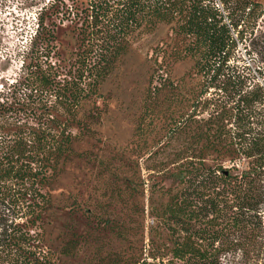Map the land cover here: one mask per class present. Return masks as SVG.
<instances>
[{
  "label": "trees",
  "instance_id": "trees-1",
  "mask_svg": "<svg viewBox=\"0 0 264 264\" xmlns=\"http://www.w3.org/2000/svg\"><path fill=\"white\" fill-rule=\"evenodd\" d=\"M53 14L71 23L79 43L69 77L40 60L57 54L56 22L45 24ZM160 23H173L183 41L176 59L191 58L199 77L185 96L190 110L174 130L190 133L191 141L178 148L175 169L167 172L178 188H166V201L151 205L152 230L165 239L151 236L149 256L128 264H225L229 257L264 264L259 0H53L41 9L30 49L36 63L24 61L15 84L26 89L19 99L40 97L39 118L25 122L9 114L15 90L0 92V264H53L38 231L51 202L43 188L60 162L76 154L70 127L79 121L77 109L135 35Z\"/></svg>",
  "mask_w": 264,
  "mask_h": 264
},
{
  "label": "rangeland",
  "instance_id": "rangeland-1",
  "mask_svg": "<svg viewBox=\"0 0 264 264\" xmlns=\"http://www.w3.org/2000/svg\"><path fill=\"white\" fill-rule=\"evenodd\" d=\"M52 1L0 0V92L15 90L9 114L25 122H35L43 107L40 97L19 99L26 89L15 84L24 61L36 63L30 49L37 17ZM52 20L57 54L40 60L69 77L79 43L69 21L53 14L45 24ZM173 27L160 23L136 34L96 94L77 109L79 121L70 127L76 154L60 162L43 188L51 202L38 231L53 264H128L149 256L151 236L157 243L165 239L152 230L157 222L151 205L166 201V188H178L167 172L175 169V152L191 136L174 130L190 110L185 96L199 78L191 58L176 59L183 41ZM225 264L255 263L229 257Z\"/></svg>",
  "mask_w": 264,
  "mask_h": 264
}]
</instances>
